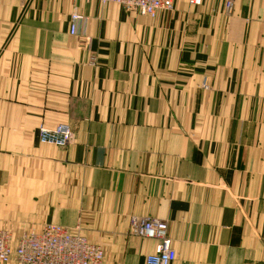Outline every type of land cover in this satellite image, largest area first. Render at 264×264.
<instances>
[{
  "label": "crops",
  "instance_id": "crops-1",
  "mask_svg": "<svg viewBox=\"0 0 264 264\" xmlns=\"http://www.w3.org/2000/svg\"><path fill=\"white\" fill-rule=\"evenodd\" d=\"M61 124L65 148L39 143ZM133 217L167 223L172 264H264V0L154 19L0 0V227L60 226L103 264H143L155 242Z\"/></svg>",
  "mask_w": 264,
  "mask_h": 264
},
{
  "label": "built area",
  "instance_id": "built-area-1",
  "mask_svg": "<svg viewBox=\"0 0 264 264\" xmlns=\"http://www.w3.org/2000/svg\"><path fill=\"white\" fill-rule=\"evenodd\" d=\"M101 5L113 4L125 11L154 19L159 12L173 9L174 0H82ZM198 7L203 0H187ZM229 6V5H228ZM85 19L77 10L70 14L69 34L75 35L79 23ZM94 62V61H92ZM202 88L207 89L205 81ZM73 133L68 125L52 129L38 128L40 144L65 148ZM130 236L155 242L154 253L146 256L143 264H172L176 253L168 237L167 223L153 218H136L129 221ZM104 253L100 246L90 244L80 234L56 226L45 225L39 232L23 233L18 239L0 227V264H103Z\"/></svg>",
  "mask_w": 264,
  "mask_h": 264
}]
</instances>
